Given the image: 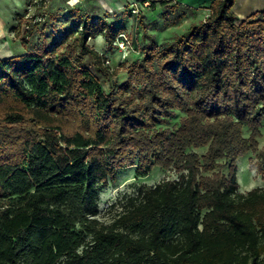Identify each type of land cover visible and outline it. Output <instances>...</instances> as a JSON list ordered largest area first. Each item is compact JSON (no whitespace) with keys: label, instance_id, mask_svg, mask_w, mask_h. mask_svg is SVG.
Returning <instances> with one entry per match:
<instances>
[{"label":"trees","instance_id":"obj_1","mask_svg":"<svg viewBox=\"0 0 264 264\" xmlns=\"http://www.w3.org/2000/svg\"><path fill=\"white\" fill-rule=\"evenodd\" d=\"M236 1L166 40L143 30L123 82L89 43L122 33L99 18L81 17L75 55L65 37L0 58V264H264V186L241 192L237 166L257 152L264 178V12ZM130 167L178 176L105 222L101 189Z\"/></svg>","mask_w":264,"mask_h":264},{"label":"rangeland","instance_id":"obj_2","mask_svg":"<svg viewBox=\"0 0 264 264\" xmlns=\"http://www.w3.org/2000/svg\"><path fill=\"white\" fill-rule=\"evenodd\" d=\"M154 1V4L152 2ZM0 0V58H8L28 52L44 54L55 48L63 38L67 42L60 49L71 55L78 52L74 36L80 30L81 17L101 19L115 24L121 30L111 49L101 35L89 40L90 45L104 53L107 63L119 68L117 80L127 79L128 64L139 56L136 45L142 46V32L155 33L158 39H169L186 31L192 22L208 16L212 1L205 0ZM251 0H239L235 12L255 14L249 8ZM238 14V13H237ZM244 15V14H243ZM264 18V13L259 15ZM258 16V17H259ZM248 17V16H247ZM86 66L93 69V60L87 56ZM103 87L108 90L110 80L99 76ZM246 136L249 134L245 130ZM260 148L264 146V122ZM203 151V150H200ZM253 165V166H252ZM238 182L241 192L260 187L263 176L257 172V152L248 151L237 160ZM174 170L161 171L155 168L146 176H135V167L120 172L116 184L103 186L99 199L98 217L111 222L121 211L122 205L131 196L138 194L142 185H156L165 179H174Z\"/></svg>","mask_w":264,"mask_h":264},{"label":"crops","instance_id":"obj_3","mask_svg":"<svg viewBox=\"0 0 264 264\" xmlns=\"http://www.w3.org/2000/svg\"><path fill=\"white\" fill-rule=\"evenodd\" d=\"M206 1H209L210 2L212 0H205V2ZM238 2H239V0L236 1V4L234 6V10H235ZM249 8L254 9L253 11H256L257 9H260V8L261 9L262 8L264 9V0H251V5H249ZM237 13H238L239 17H241V18H245V17L249 16V15L246 16L247 13L246 14L243 13V12H237ZM263 186H264V184L262 186H260V187H263ZM247 191H249V190H246L245 192H247Z\"/></svg>","mask_w":264,"mask_h":264}]
</instances>
